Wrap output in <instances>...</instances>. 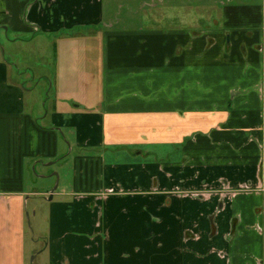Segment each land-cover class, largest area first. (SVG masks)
<instances>
[{
    "label": "crops",
    "instance_id": "crops-1",
    "mask_svg": "<svg viewBox=\"0 0 264 264\" xmlns=\"http://www.w3.org/2000/svg\"><path fill=\"white\" fill-rule=\"evenodd\" d=\"M204 9L100 35L103 0H0V264H29L33 198L40 264H264V0ZM44 55L59 87L88 72L98 96L43 115L27 92L51 81L27 58ZM56 164L70 184L31 186Z\"/></svg>",
    "mask_w": 264,
    "mask_h": 264
},
{
    "label": "rangeland",
    "instance_id": "rangeland-1",
    "mask_svg": "<svg viewBox=\"0 0 264 264\" xmlns=\"http://www.w3.org/2000/svg\"><path fill=\"white\" fill-rule=\"evenodd\" d=\"M212 0H103L104 3V12H105V22L97 29L101 33L105 30H111V31H129V30H157L159 28H169V27H176L177 22H186V21H195L197 18H200L201 16H204L205 9L204 5ZM217 1V0H216ZM185 5H193L191 8H186ZM196 5H202V7L196 8ZM179 7V8H178ZM160 12V13H159ZM164 13V14H163ZM164 15V16H163ZM193 15H196L197 18H193ZM206 15V14H205ZM177 17V19L180 20H172V17ZM164 17H169L170 21H167L166 24H163L162 21ZM183 17V18H182ZM158 19H160L158 21ZM105 24H109L104 27ZM160 24V25H159ZM112 26V27H110ZM94 29V30H95ZM97 31V32H98ZM81 36H84L87 40V38L91 39V43L93 44V41L95 38V45L96 47L99 46L100 41L98 42L99 35L96 33H83ZM83 39V40H84ZM85 40V42H86ZM7 48V51L9 52L11 46L6 44L5 46ZM25 46H22L21 49H24ZM50 47V46H49ZM48 47V43L44 42L43 46L41 47V50H48L52 49L51 47ZM101 47V46H100ZM34 48V47H31ZM25 52V56H26ZM7 54V59L9 61L11 60V57ZM49 57L47 55H44V60L39 61L38 58V64L36 61H31L29 58H27L28 65L32 66L31 70H35V73H38L37 79L42 75L50 78V82H47L43 78V81H39L40 84L38 87L34 86L31 88L29 87V92H27V100L31 99L33 100V103H35L36 106L39 107V111L43 113V115L48 111V113L51 115V112L53 111L52 108H54V105L57 103H61V106L64 107H70L71 109H74L78 104H80V109H83V106L86 104L84 102H87L88 100H93L98 96V80L93 82V74H89L88 72L84 74V76H79L80 80H84V83L86 84L85 87L82 85L80 87L77 86H70V90L62 87H59V82L55 78H57V74L55 71L56 64L54 66V61L52 66L54 72L47 71V60ZM93 59V58H92ZM98 56L96 55L95 59H93V64L96 67ZM45 62V63H44ZM52 62V61H51ZM25 65L24 63L22 66ZM83 64L80 65V69H82ZM74 74L71 77L70 81H75L73 79L78 77L76 76L74 78ZM29 78V77H28ZM27 78V79H28ZM102 78V77H101ZM70 79V78H69ZM28 86V80H24ZM90 83L89 87L88 84ZM82 103V104H81ZM40 104V106H39ZM43 104L45 107H43ZM42 168L37 169V174L33 173L34 181L36 183H33L31 185L33 188L37 189L39 192H44L49 189L50 186H53L52 188H55L59 184V177L61 178L62 184H70L71 182V170L68 167L55 165L53 167H50L48 170L45 169V173L48 176V178H36L37 176H41L42 173H40ZM54 174H57L58 176H52ZM37 179V180H36ZM29 187V185H28ZM47 204L43 198H33L29 201V204L26 209V219H27V244H28V250H30V258H29V264H40V259H43L39 256L38 260L34 262L33 258L35 255H32V250L34 252H41L43 244V240H39L40 237H42V234H45V224L44 220L42 219V215L46 214ZM34 212H37V218L34 219L33 214ZM35 232V234L33 233ZM36 242H35V241ZM30 247V249H29Z\"/></svg>",
    "mask_w": 264,
    "mask_h": 264
}]
</instances>
